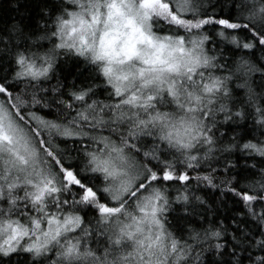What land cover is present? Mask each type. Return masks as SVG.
I'll return each mask as SVG.
<instances>
[{
	"label": "snow or ice",
	"instance_id": "obj_1",
	"mask_svg": "<svg viewBox=\"0 0 264 264\" xmlns=\"http://www.w3.org/2000/svg\"><path fill=\"white\" fill-rule=\"evenodd\" d=\"M0 264H264V0H0Z\"/></svg>",
	"mask_w": 264,
	"mask_h": 264
}]
</instances>
